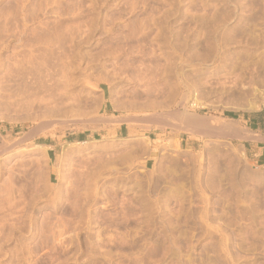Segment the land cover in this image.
<instances>
[{
	"label": "rangeland",
	"instance_id": "1",
	"mask_svg": "<svg viewBox=\"0 0 264 264\" xmlns=\"http://www.w3.org/2000/svg\"><path fill=\"white\" fill-rule=\"evenodd\" d=\"M256 113L264 0H0V264H264Z\"/></svg>",
	"mask_w": 264,
	"mask_h": 264
},
{
	"label": "crops",
	"instance_id": "2",
	"mask_svg": "<svg viewBox=\"0 0 264 264\" xmlns=\"http://www.w3.org/2000/svg\"><path fill=\"white\" fill-rule=\"evenodd\" d=\"M247 122V133H253L255 137L243 143L245 150L253 160H264V113H256L248 117ZM115 134L124 137L128 136L129 132L126 126L121 125L115 130Z\"/></svg>",
	"mask_w": 264,
	"mask_h": 264
},
{
	"label": "bare ground",
	"instance_id": "3",
	"mask_svg": "<svg viewBox=\"0 0 264 264\" xmlns=\"http://www.w3.org/2000/svg\"><path fill=\"white\" fill-rule=\"evenodd\" d=\"M197 119H198V118H197ZM193 120H194V119H193ZM197 121H198V120H197ZM198 124H199V123H198ZM193 128H194V127H193ZM198 128H199V126H198ZM200 128H201V127H200ZM202 129H203V128H202ZM213 129H214V128H213ZM226 129H227V128H226ZM193 130H194V129H193ZM208 130H210V128H209ZM208 130H207V134L209 133ZM202 131H203V130H202ZM220 131H221V130H220ZM226 131H227V130H226ZM211 132H212V130H211ZM243 132H244V131H243ZM203 133H204V131H203ZM222 133H223V132H222ZM235 134H236V133H235ZM238 134H239V133H238ZM209 135H212V134L209 133ZM228 135H229V134H228ZM220 136H221V134H220ZM246 136H248V135H246ZM235 137H236V136H235ZM241 137L243 138V136H241ZM248 137H249V136H248ZM245 138H246V137H245ZM245 138H244V139H245ZM239 139H240V138H239Z\"/></svg>",
	"mask_w": 264,
	"mask_h": 264
}]
</instances>
